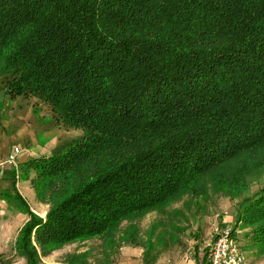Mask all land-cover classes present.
<instances>
[{
    "label": "trees",
    "instance_id": "trees-1",
    "mask_svg": "<svg viewBox=\"0 0 264 264\" xmlns=\"http://www.w3.org/2000/svg\"><path fill=\"white\" fill-rule=\"evenodd\" d=\"M4 78L11 97L83 129L26 162L45 217L8 194L29 214L14 244L26 264L88 240L101 259L58 264H112L124 245L155 264L175 235H156L160 220L144 237L142 218L186 196H241L264 173V0H0ZM246 226L264 252V186L238 214Z\"/></svg>",
    "mask_w": 264,
    "mask_h": 264
},
{
    "label": "rangeland",
    "instance_id": "rangeland-1",
    "mask_svg": "<svg viewBox=\"0 0 264 264\" xmlns=\"http://www.w3.org/2000/svg\"><path fill=\"white\" fill-rule=\"evenodd\" d=\"M1 79V84H5ZM264 186V173L250 179L249 189L241 196L231 197L225 194L211 193L207 197L186 196L181 201L173 202L168 207V214H159L155 211L148 213L140 220L141 233L144 237L150 229L160 220L163 224L156 228V235L165 230L173 233L174 240H170L167 233L166 239L159 243V257L155 264H201L208 262V252L211 244L218 236L220 229L231 226L234 228L235 236L243 246L247 254H264L257 247H254L250 240L252 226H246L243 229H235L237 217L243 208L245 201L252 198ZM44 216L45 207L39 205L36 207ZM49 209V207H47ZM9 216L6 217L7 220ZM14 219V218H13ZM9 225V229L14 230L10 237L4 236V229ZM25 222V219L22 223ZM0 223V264L9 262L11 264H26V259L18 255L14 244L20 232L19 227L21 219L5 221ZM24 223V224H25ZM172 225H175L173 228ZM167 227V228H166ZM4 228V229H2ZM8 229V230H9ZM91 250V260L96 261L102 258L99 240H88L85 242H75L64 245L62 248L52 251L48 255L42 256V264H58L75 253ZM144 249L141 246L124 245L115 261L112 264H128L131 259L138 260V264H144ZM141 254V255H140ZM250 256V255H249Z\"/></svg>",
    "mask_w": 264,
    "mask_h": 264
},
{
    "label": "crops",
    "instance_id": "crops-1",
    "mask_svg": "<svg viewBox=\"0 0 264 264\" xmlns=\"http://www.w3.org/2000/svg\"><path fill=\"white\" fill-rule=\"evenodd\" d=\"M82 136V128L59 122L49 104L35 96L11 97L5 92V84L0 83V223L19 218L20 230L25 223L22 221L29 219V214L22 206L8 197L9 193L20 194L31 210L42 217L46 216L36 207L44 206L46 213L49 205L37 199L31 183L35 172L26 167V162L34 157L49 156ZM15 146H18L21 152L16 156V164L8 165L7 159ZM7 216L9 220L6 219ZM5 224L7 225V222ZM8 226L2 229L4 236L9 238L14 230ZM246 256V264H264V254L253 256L246 253ZM138 260L130 259L126 263L138 264ZM201 264L208 262L203 261Z\"/></svg>",
    "mask_w": 264,
    "mask_h": 264
},
{
    "label": "built area",
    "instance_id": "built-area-1",
    "mask_svg": "<svg viewBox=\"0 0 264 264\" xmlns=\"http://www.w3.org/2000/svg\"><path fill=\"white\" fill-rule=\"evenodd\" d=\"M20 152V148L15 146L7 159V164L15 165L16 156ZM208 260L210 264H246V251L235 236L234 228L226 226L219 230L208 252Z\"/></svg>",
    "mask_w": 264,
    "mask_h": 264
}]
</instances>
